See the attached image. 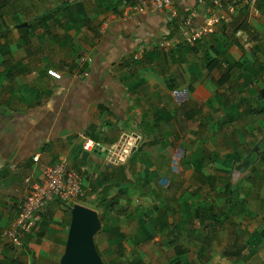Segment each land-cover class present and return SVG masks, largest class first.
I'll use <instances>...</instances> for the list:
<instances>
[{"label":"crops","instance_id":"1","mask_svg":"<svg viewBox=\"0 0 264 264\" xmlns=\"http://www.w3.org/2000/svg\"><path fill=\"white\" fill-rule=\"evenodd\" d=\"M142 1L147 0H22L26 10L34 9L31 15L20 7L18 15L27 19L0 32L6 78L0 79V262L26 264L22 253L30 248L34 262L36 247L47 243L39 224L56 209L71 218V208L52 200L30 232L33 238L13 242L4 236L29 182L42 180L45 165L67 159L84 174L89 200H96L92 190L98 186V193L106 189V201L114 204L113 186L128 194L136 183L143 193H154L168 188L175 176L183 183L189 169L202 162L201 156L190 161L168 149L186 131H200V98L202 89L216 90L211 81L226 75L229 101H247L250 112L254 103L264 107L261 88L250 92L252 86L245 83L264 79V0L223 9L213 31L193 45L180 37L181 20L200 23L206 0H175L176 16L172 10L137 11ZM31 19L36 28L30 27ZM132 133L139 136L135 150L117 162L83 147L87 139L110 149ZM120 169L127 177L131 173L132 184L116 178ZM225 211L229 203L220 214ZM212 218L206 226L214 223ZM263 237L264 229L254 232L253 248L243 254L252 257L240 256L242 264L259 258ZM62 253L55 248L51 259L59 262Z\"/></svg>","mask_w":264,"mask_h":264},{"label":"rangeland","instance_id":"2","mask_svg":"<svg viewBox=\"0 0 264 264\" xmlns=\"http://www.w3.org/2000/svg\"><path fill=\"white\" fill-rule=\"evenodd\" d=\"M20 7L27 16L34 10H26L22 0H0V10H4L0 12V32L27 19L18 15ZM28 23L32 29L37 27L34 19ZM16 55L15 58L19 56ZM4 72L0 62V79H6ZM245 81L252 86L250 92L259 93L264 87V79ZM211 83L214 92L202 89L200 131H186L168 149L190 161L202 157L196 169L191 172L190 168L185 174L183 183L175 176L168 188L158 187L154 193H143L136 183L128 194L126 189L116 192L117 186L107 187L117 197L114 204L91 201L88 194L76 203L98 214L100 225L94 243L103 264H229L234 257L233 264H242L239 257L253 248L254 232L264 229V206L260 204L264 199V160H259L260 154L264 157V112L251 113L247 101H229V79ZM126 143L124 147L128 148L134 141L127 138ZM164 144L168 143L164 140ZM121 170L116 172V178L132 184L131 173L127 177ZM226 185L229 188L223 193ZM230 191L238 202L231 200ZM228 194L229 211L220 214ZM207 205L214 208V223L210 226L198 220V210ZM69 218L65 210H52L49 219L38 226L45 231L47 243L36 244L39 257L34 262L31 248L22 253L26 264H59L57 258L51 259V253L57 247L63 251ZM23 236L34 235L28 232ZM261 241L263 247L256 252L259 258L244 260L243 264L264 263V237Z\"/></svg>","mask_w":264,"mask_h":264},{"label":"built area","instance_id":"3","mask_svg":"<svg viewBox=\"0 0 264 264\" xmlns=\"http://www.w3.org/2000/svg\"><path fill=\"white\" fill-rule=\"evenodd\" d=\"M175 0H147L136 5L138 11L146 10H172V15L176 16L172 6ZM204 0H198L201 3ZM204 16L200 23L196 25L189 24V17H182L180 25V37L185 44L193 45L197 41L208 36L214 27L222 19V11L227 8L233 11L235 5L242 4L251 6L255 0H206ZM131 135V134H130ZM130 135L124 136L109 149V159L117 162L120 158H125L132 153L135 146L129 144L126 150L124 141ZM138 136V135H137ZM139 137V136H138ZM134 140L136 137L133 138ZM133 140V141H134ZM86 150H93L95 144L87 139L83 142ZM123 151V153L121 152ZM113 154H115L113 156ZM38 159V154L33 156V160ZM87 189L83 184L82 175L76 171L67 159L45 165L42 169V180L40 182H29L28 192L23 196L17 217L11 225L5 229L4 236L13 242H18L25 233L35 229L41 220V214L48 202L57 200L60 203L71 208L78 201L86 197Z\"/></svg>","mask_w":264,"mask_h":264},{"label":"water","instance_id":"4","mask_svg":"<svg viewBox=\"0 0 264 264\" xmlns=\"http://www.w3.org/2000/svg\"><path fill=\"white\" fill-rule=\"evenodd\" d=\"M260 97L264 100V87L261 89ZM128 138L129 141L134 140L135 146L131 150L133 152L139 137L132 133ZM93 150L101 157L110 156L108 148L95 145ZM86 155L87 152L83 151L82 158ZM70 214V224L59 264H103L94 243V235L100 225L97 212L84 205L74 204Z\"/></svg>","mask_w":264,"mask_h":264},{"label":"trees","instance_id":"5","mask_svg":"<svg viewBox=\"0 0 264 264\" xmlns=\"http://www.w3.org/2000/svg\"><path fill=\"white\" fill-rule=\"evenodd\" d=\"M226 77H227L226 75H223L219 80H217V83H220V82L222 83L224 80H226ZM262 101L264 102L263 99H262ZM250 109H251V112L252 113H261V112H264V107L259 108V109H256V108H250ZM263 158H264L263 155L260 154L259 160L260 161H263L264 160ZM228 188H229V186L226 185L223 193H227L226 191L228 190ZM98 189H99V187L96 186L92 190V193H95V195H96V201H98L100 203L106 202V200H107V190L106 189L104 190V188H103V190L101 191L102 194L99 195L101 192L98 193ZM229 194H231V200H233V198H234L235 201L238 202V199H237L235 193H233L232 191H230ZM225 203H229V202L228 201H225ZM260 204L261 205H264V199L260 200ZM198 212H199V215H198L199 216V221H201V222H205V221H207L205 219H211L212 217H214V213H213L214 212V208H213L212 205H207V206H205L203 208H200L198 210ZM140 221H142V220H140ZM120 236H122V235H120ZM251 257L252 256H250V254L249 255H243V258H245V259H248V258H251ZM12 263H14V264H20V263H17V262L15 263V261H11V263H9V264H12ZM262 264H264V263H262Z\"/></svg>","mask_w":264,"mask_h":264},{"label":"bare ground","instance_id":"6","mask_svg":"<svg viewBox=\"0 0 264 264\" xmlns=\"http://www.w3.org/2000/svg\"><path fill=\"white\" fill-rule=\"evenodd\" d=\"M126 140H127V139H125L124 144L126 143ZM126 144H128V143H126ZM123 149L126 150L127 148H125V147L123 146ZM121 152L123 153V151H121Z\"/></svg>","mask_w":264,"mask_h":264}]
</instances>
